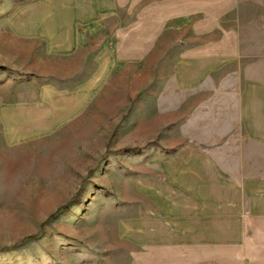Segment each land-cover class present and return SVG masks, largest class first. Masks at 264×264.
<instances>
[{
    "label": "rangeland",
    "instance_id": "1",
    "mask_svg": "<svg viewBox=\"0 0 264 264\" xmlns=\"http://www.w3.org/2000/svg\"><path fill=\"white\" fill-rule=\"evenodd\" d=\"M31 1L0 0V264H149L126 234L148 181L228 114L176 72L212 29L139 27L134 7L185 0H124L104 42L64 55L27 27Z\"/></svg>",
    "mask_w": 264,
    "mask_h": 264
},
{
    "label": "crops",
    "instance_id": "2",
    "mask_svg": "<svg viewBox=\"0 0 264 264\" xmlns=\"http://www.w3.org/2000/svg\"><path fill=\"white\" fill-rule=\"evenodd\" d=\"M185 1L163 10L138 5L134 22L148 20L152 29L196 18L198 33L211 28V39L188 50L176 72L184 91L197 89L228 114L214 117L212 143L165 159L126 234L148 251L149 264H264V0ZM25 7H34L27 27L43 26L51 48L71 55L104 42L125 1L34 0ZM101 54L106 69L110 57ZM233 74L237 86L222 82Z\"/></svg>",
    "mask_w": 264,
    "mask_h": 264
},
{
    "label": "trees",
    "instance_id": "3",
    "mask_svg": "<svg viewBox=\"0 0 264 264\" xmlns=\"http://www.w3.org/2000/svg\"><path fill=\"white\" fill-rule=\"evenodd\" d=\"M64 210H66V206L60 207L54 214L50 216V218L57 217L59 214H61Z\"/></svg>",
    "mask_w": 264,
    "mask_h": 264
}]
</instances>
